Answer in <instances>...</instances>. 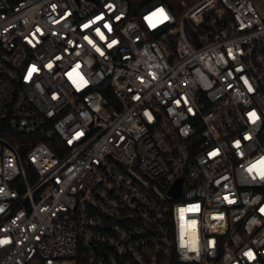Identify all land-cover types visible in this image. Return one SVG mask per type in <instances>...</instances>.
<instances>
[{
	"label": "built area",
	"instance_id": "obj_1",
	"mask_svg": "<svg viewBox=\"0 0 264 264\" xmlns=\"http://www.w3.org/2000/svg\"><path fill=\"white\" fill-rule=\"evenodd\" d=\"M180 8L0 0V264H264V18Z\"/></svg>",
	"mask_w": 264,
	"mask_h": 264
},
{
	"label": "trees",
	"instance_id": "obj_2",
	"mask_svg": "<svg viewBox=\"0 0 264 264\" xmlns=\"http://www.w3.org/2000/svg\"><path fill=\"white\" fill-rule=\"evenodd\" d=\"M136 1L137 0H131L132 6L136 5ZM161 1L167 3L172 8V10L175 11L178 16H180V14L182 13V8H180V0H161ZM104 94L108 102L114 101V95L110 90L105 91Z\"/></svg>",
	"mask_w": 264,
	"mask_h": 264
},
{
	"label": "rangeland",
	"instance_id": "obj_3",
	"mask_svg": "<svg viewBox=\"0 0 264 264\" xmlns=\"http://www.w3.org/2000/svg\"><path fill=\"white\" fill-rule=\"evenodd\" d=\"M254 5L258 9L262 18H264V0H253Z\"/></svg>",
	"mask_w": 264,
	"mask_h": 264
},
{
	"label": "water",
	"instance_id": "obj_4",
	"mask_svg": "<svg viewBox=\"0 0 264 264\" xmlns=\"http://www.w3.org/2000/svg\"><path fill=\"white\" fill-rule=\"evenodd\" d=\"M24 149H25V146H22V147H21V150H24ZM180 182H181V180H179V182H178L177 190H178V187H179V185H180Z\"/></svg>",
	"mask_w": 264,
	"mask_h": 264
},
{
	"label": "snow or ice",
	"instance_id": "obj_5",
	"mask_svg": "<svg viewBox=\"0 0 264 264\" xmlns=\"http://www.w3.org/2000/svg\"><path fill=\"white\" fill-rule=\"evenodd\" d=\"M163 12V10H161V13ZM166 18V17H165ZM250 115H254V114H250Z\"/></svg>",
	"mask_w": 264,
	"mask_h": 264
}]
</instances>
